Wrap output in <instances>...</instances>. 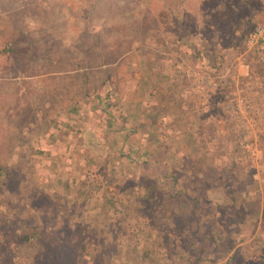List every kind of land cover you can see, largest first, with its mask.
I'll use <instances>...</instances> for the list:
<instances>
[{"label":"rangeland","instance_id":"1","mask_svg":"<svg viewBox=\"0 0 264 264\" xmlns=\"http://www.w3.org/2000/svg\"><path fill=\"white\" fill-rule=\"evenodd\" d=\"M216 1L0 0V46L5 42L12 49L33 50L29 55L0 53V163L19 173L0 181L1 264H30L33 258V263H44V253L15 250L23 233L16 230L19 219L44 223V230L49 226L59 235V221L73 229L82 214L94 211L93 199L106 210L96 220L95 241L105 247L119 231L123 244L136 242L137 255L125 251L130 256L121 264H176L178 238L157 212H149L151 197L160 187H154V177L161 171L147 162L130 163L135 165L131 167L119 151L126 154L132 147L136 154L145 152L172 169L178 186L199 196L200 209L210 206L204 220L213 221L211 228L224 221L223 201L228 193L233 195L237 215H243V224L233 231L241 239L234 263L264 264V76L248 71L247 65L248 57L261 58L246 48L244 39L239 47L223 49L219 69L209 73L200 67L192 48H183L202 38L203 49L220 50L226 39L234 40L232 27L237 21L249 17L247 31L256 20L264 23V0H225L234 6L219 14L213 10ZM159 10L167 17L164 24ZM97 44L102 61L89 53ZM107 83L109 97L121 106L126 125L132 127L123 144L114 138L108 147L102 143L96 147L103 158L94 164L73 134L51 120L59 123L65 107L86 91L105 90ZM248 89L261 97H247L259 109L254 113L259 116L257 125H251L250 110L242 114L235 106L236 98ZM87 119L95 126L93 142H98L102 121L95 114ZM36 141L42 144L37 146ZM246 141L256 143V159L248 156L242 143ZM250 178L254 182L245 184ZM243 187L247 194H234ZM65 189L69 200L64 201ZM169 199L179 209V201ZM113 202L120 215L127 213L123 230L104 226ZM249 205L257 212L247 214ZM6 222H13V232L1 230ZM146 247L154 249L149 256L142 255ZM202 257L190 255L182 264L222 262Z\"/></svg>","mask_w":264,"mask_h":264},{"label":"trees","instance_id":"2","mask_svg":"<svg viewBox=\"0 0 264 264\" xmlns=\"http://www.w3.org/2000/svg\"><path fill=\"white\" fill-rule=\"evenodd\" d=\"M163 13L164 12L161 10L158 11L159 19H163L160 21V24L166 23L167 20V17L164 18ZM250 21L251 19L248 17L245 18L244 22L234 24L232 27V35L235 36L234 40L231 41V39H226L224 43H221L220 50L215 49L214 53H209L203 49L199 43L195 45L192 40L188 42V45L184 44L183 48H192L194 50L195 58L200 64V67L209 73H214V71L219 69L223 61L222 50L226 47L240 46L241 42L246 38L247 28L249 25H251ZM243 23H246V25L243 26ZM151 35L153 34L151 33ZM179 43L180 42H178V45L180 47L177 46L176 49L181 51L183 48H181ZM28 48L24 47L23 49H12L11 47H8V44L3 42L0 46V53L20 52L29 55V53L33 50H30V47ZM89 53L96 56L95 59H98V61L103 60L104 55L100 51L98 44L97 46L94 45L93 51ZM261 61L262 60L258 58L254 59L252 57H248V71L264 76V63ZM251 67H253V69H251ZM215 80L219 85H221L219 79ZM110 88V84L107 83L105 90L99 89L84 92L80 99H77L72 105H69L63 109L64 118H61L59 123H55L57 122L56 119L51 120L52 123L54 122V125H59V128L62 129L63 132L67 131L68 133L73 134V136L76 138L77 146L82 152H85L89 155V160H91L94 164H96L97 161H101L103 158V155H100V149H97L96 147H99L101 143L108 147L109 140L114 138L123 144L132 127L126 125L125 113L121 111V106L118 105L114 99L109 97L107 90H110ZM89 114H95L102 121L100 130L102 131V134L99 136V141L95 143L93 142L91 133L95 126L88 122L87 117ZM72 120H75L74 124H70L73 122ZM111 132H114L115 136L112 137V135H110ZM105 134H107V136ZM64 135L65 134H63V137ZM106 138L107 140H105ZM24 141L25 139L22 140V142ZM41 144L42 143L40 141H36L37 146H40ZM30 146L32 147L33 145L31 144ZM34 150H39V147H35ZM136 153L137 151L133 147L132 149H127L126 154H123L119 151V154L126 156V160L124 161H126L131 167H134L135 165L133 166L130 163L145 164L147 162L149 166H153V168L161 171V174L157 173L154 177V187L159 185L160 187L156 189V193H154L155 196H152V199L148 196L146 199L149 201L151 199L149 204V206L151 205L149 207V212H157L161 216L160 219L163 218L166 221L164 225L167 227L166 229H168L170 232H173L175 237L178 238L179 246H175L176 249H174L176 264H182L184 261L183 259L185 258V261H187V257L190 255H193L194 258H201V254L203 253H205L203 255L204 260L208 262L222 261L221 264H235L234 260L237 258L239 252V247L236 244L241 239L235 236L233 231L238 230L239 225L243 224V215H237L238 211L234 205L235 197L230 193L226 195L227 197L225 198H227V200L225 199L223 201L225 207V222L222 221V223H218V225L212 226L211 228L210 225L213 223V221L204 220L206 211H211L210 206H204V209H200L201 202L199 196L194 195V191H190L189 189H185L182 186H178L177 176L172 171V169L171 171H168L167 166L154 159H149L145 152L143 154L141 152L140 154ZM110 169L113 170L114 167L111 166ZM16 172L17 171H15L11 165L0 163L1 183L3 182V179H10L16 174H19ZM151 178L152 177L150 175L147 177L148 180ZM262 178H264V176ZM165 180L167 182L163 184ZM253 182L254 180L251 178L244 181V183L248 185ZM256 187L257 184H254V189H256ZM246 188L247 187H243V191L236 190L234 194L238 195L240 192L247 194ZM262 188L264 190V187ZM67 190L69 189L63 190L64 193H62L64 201L69 200L67 197L69 192H67ZM256 190H252V192H255ZM169 198L175 200L174 204L178 203L179 201V209H176L175 206L170 205ZM90 204L94 206V211L92 213L82 214V220L76 221L75 224H77L75 227H73V229L72 227H69L68 223L65 222V225H61L59 221V228H61L59 229L61 232L59 235L55 232L53 227V230L50 229L49 226H47V228L44 230V223L32 224L25 218L19 219L17 221L18 227L15 229L17 231L22 230L23 233H21V243L15 244V250L23 248L27 252L29 249H31V252L36 253V255H38L40 252L44 253L41 254L43 255L44 260L43 264H113V262L121 264L124 262L125 257L129 258L130 256V254L125 255V251L129 250L131 256L137 255L135 251L136 242L128 243L126 245L123 244V240L118 238L119 231L117 237L113 236L115 239L109 240L105 247H103L100 242L97 243L95 241L93 237V233L97 226L95 223H97L99 220L100 213H105L106 210L102 209L103 203L98 204L96 203L95 199L90 201ZM111 205L112 210L109 214L110 218L104 224L105 228L108 227L107 230H109V228L112 229V227L117 226V230L125 229L126 225H123L122 223L127 213L122 211V214L120 215L118 212L119 209L114 204V202ZM106 206L108 205H105V207ZM247 211L249 212L247 214L250 215L251 212H257L254 205H249ZM81 222L85 223L82 226L80 225V227H77L79 224H81ZM239 222H241V224ZM249 222L253 223L252 220ZM3 224L4 229H1L2 231H5V233H9L11 231L13 232L11 229V224H13V222H6ZM203 224H206L207 226L205 225V227ZM78 231L82 232L78 233ZM41 234L43 236H47V238L44 239L40 236ZM32 236L36 237L35 242L32 241ZM117 240L119 242L117 245H115ZM162 249L163 247H161V250ZM153 250L154 249L151 247H146L145 251L141 250L142 255L149 256ZM34 260H36V258H33L30 261V264H36V262L33 263ZM129 264H132V262Z\"/></svg>","mask_w":264,"mask_h":264},{"label":"built area","instance_id":"3","mask_svg":"<svg viewBox=\"0 0 264 264\" xmlns=\"http://www.w3.org/2000/svg\"><path fill=\"white\" fill-rule=\"evenodd\" d=\"M245 46L249 51L258 55V57H260L261 60H264V23L262 20H256L253 23V25L250 27V29L247 31L245 38ZM248 96L260 97L259 95L256 94L255 90L248 89L245 91L244 95H241L240 97L236 98L235 106L236 109L242 114L250 110L251 113H253V115L250 117L251 125H257V122L259 121V116L258 114H256L254 117V113L259 111V109L257 107H254L253 104L251 105L249 99H247ZM229 106L230 105L228 104L227 107ZM242 143L250 158L256 159L259 156V153L258 155L254 154V151L257 148L256 143L248 142V141Z\"/></svg>","mask_w":264,"mask_h":264},{"label":"crops","instance_id":"4","mask_svg":"<svg viewBox=\"0 0 264 264\" xmlns=\"http://www.w3.org/2000/svg\"><path fill=\"white\" fill-rule=\"evenodd\" d=\"M242 4H243V3H242ZM243 5H245V4H243ZM243 5H242V6H243ZM213 6H214V9H213V10L217 11V13L219 14V13H222L221 10H223V9L226 8V7H231V8H233L234 4H230V3H228V2L226 3L225 0H217L216 3H215ZM245 6H246V5H245ZM248 6H249V5H247V7H248ZM249 7H250V6H249ZM249 7H248V8H249ZM239 8H240V6H235V7H234L235 10H237V9H239ZM237 23H239V21H237ZM187 34H188V32H185V34H184V36H183L184 39H186V38L188 37ZM211 40H214V36H213V38H212ZM176 41H178V39H176ZM178 42H179V41H178ZM178 42H177V45H178ZM193 42H194L195 45L198 44V42H199L200 45H202L203 39L201 38L200 41L194 39ZM0 264H1V263H0Z\"/></svg>","mask_w":264,"mask_h":264}]
</instances>
